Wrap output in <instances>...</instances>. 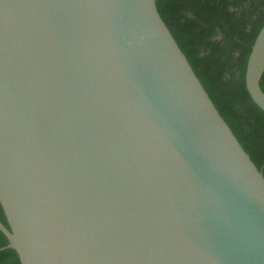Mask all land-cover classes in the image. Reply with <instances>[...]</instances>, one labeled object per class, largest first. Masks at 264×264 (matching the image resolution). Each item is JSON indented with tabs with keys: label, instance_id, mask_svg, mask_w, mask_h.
Here are the masks:
<instances>
[{
	"label": "water",
	"instance_id": "obj_1",
	"mask_svg": "<svg viewBox=\"0 0 264 264\" xmlns=\"http://www.w3.org/2000/svg\"><path fill=\"white\" fill-rule=\"evenodd\" d=\"M263 72L264 24V111ZM0 204L21 264H264V174L156 0H0Z\"/></svg>",
	"mask_w": 264,
	"mask_h": 264
},
{
	"label": "trees",
	"instance_id": "obj_2",
	"mask_svg": "<svg viewBox=\"0 0 264 264\" xmlns=\"http://www.w3.org/2000/svg\"><path fill=\"white\" fill-rule=\"evenodd\" d=\"M156 2L220 114L264 174V111L245 84L247 59L264 24V0ZM260 86L264 90V72ZM0 220L8 226L1 204ZM7 243L0 230V247ZM0 264H21L17 251L0 250Z\"/></svg>",
	"mask_w": 264,
	"mask_h": 264
}]
</instances>
